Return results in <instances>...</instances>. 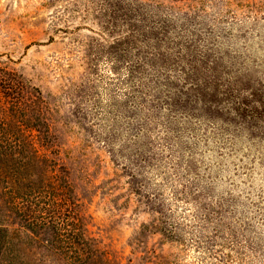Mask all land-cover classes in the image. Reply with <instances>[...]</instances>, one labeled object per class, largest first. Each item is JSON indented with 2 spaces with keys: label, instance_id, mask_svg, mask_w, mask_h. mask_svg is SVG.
<instances>
[{
  "label": "rangeland",
  "instance_id": "1",
  "mask_svg": "<svg viewBox=\"0 0 264 264\" xmlns=\"http://www.w3.org/2000/svg\"><path fill=\"white\" fill-rule=\"evenodd\" d=\"M0 68L42 93L96 264H264V0H0Z\"/></svg>",
  "mask_w": 264,
  "mask_h": 264
},
{
  "label": "trees",
  "instance_id": "2",
  "mask_svg": "<svg viewBox=\"0 0 264 264\" xmlns=\"http://www.w3.org/2000/svg\"><path fill=\"white\" fill-rule=\"evenodd\" d=\"M0 99V264H44L28 258L22 241L40 235L70 264H96L67 169L56 170L57 160L39 152L57 145L42 93L0 68Z\"/></svg>",
  "mask_w": 264,
  "mask_h": 264
}]
</instances>
